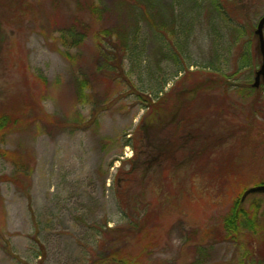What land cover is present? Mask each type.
<instances>
[{"label": "rangeland", "instance_id": "374dc122", "mask_svg": "<svg viewBox=\"0 0 264 264\" xmlns=\"http://www.w3.org/2000/svg\"><path fill=\"white\" fill-rule=\"evenodd\" d=\"M138 1L94 0L102 9L97 29L125 31L139 24L136 37L144 49L135 58L125 56L120 70L102 35L104 60L89 34L78 45L53 34L49 20L81 9L82 0H0V106L28 93L25 78L38 85L41 76L46 91L39 106L47 116L0 140V148L28 157L30 168L13 182H0V264H113L115 249L134 264H264V194L240 201L255 209L252 225L243 219L227 238L223 223L243 191L264 182V84L251 86L261 62L254 29L264 0H218L231 24L220 20L217 0H197L202 7L194 0ZM187 66L193 80L224 83L194 95L192 110L201 109L206 94L223 95L226 128L257 121L208 163L202 159L196 168L178 171L187 189L192 174L206 179L195 182L206 190L198 197L189 189L192 196L178 190L172 196L170 180L159 194L155 180L172 172L150 169L140 178L142 161L152 152L143 98L161 92L180 100L190 85L183 75ZM85 78L90 87L82 102L75 82ZM215 115L198 119H221ZM14 172L0 156V176Z\"/></svg>", "mask_w": 264, "mask_h": 264}, {"label": "trees", "instance_id": "16d2710c", "mask_svg": "<svg viewBox=\"0 0 264 264\" xmlns=\"http://www.w3.org/2000/svg\"><path fill=\"white\" fill-rule=\"evenodd\" d=\"M145 1L148 3L149 0ZM194 1L197 3L196 7H202L197 0ZM178 2L180 4V0L174 1V3ZM80 5L81 9L72 12L66 17L62 16L61 12H58L57 15L54 16L53 21L49 20V22H51V24L55 27L53 34L57 33L58 41H61L63 44L78 45L81 43L82 39L89 34L94 40H96L97 47H99L97 48L98 52L104 60L107 59V55L104 54L102 49L106 52V45L98 41V37L102 35L101 37L104 40L108 39L111 41L112 49L111 52H109V55L113 58V64L120 70L122 69V61L125 56L135 58L142 53V49L144 48H141L138 45V39L136 37L140 31L139 24L137 22L132 30L124 31V29L120 26L114 29H108L107 27H100V29H97L95 24L102 15V9H100L99 5L95 3L94 0H82ZM214 5V8L220 15V20L223 23L229 24L230 20L227 14L223 11L220 2H218V0L214 1ZM26 6L28 7H24L25 9L32 8L30 4H26ZM216 27L217 25H215L214 28ZM169 32L170 31H168V33ZM236 32L239 34L243 33L241 29H236ZM217 36H219L220 39L221 35L218 34ZM160 39L162 40L161 37ZM257 51L259 50L257 49ZM246 63L245 66L247 65ZM206 67L208 68L210 66ZM211 67L212 70L215 69L213 64H211ZM147 69L148 71L150 70L149 68ZM149 72L151 73V71ZM183 75L188 80L190 85L186 86L185 89L181 91L183 92L181 93L183 95L180 100L177 99L178 96H175L173 99L162 96L163 94L161 92H158L154 98H143L145 99L143 106L148 109L147 115H145V123H148L144 127L146 134L145 140L152 152L142 161L140 178H146L150 169L160 170L161 172H172L170 176L168 175L169 177L165 174V176H159L155 180L158 184H160L159 194L162 184L164 186L166 185L167 180H170L172 183L171 187L173 188L171 192L172 196L176 195L177 190L182 194L185 192L190 193V191H188L189 189L192 191L191 193L194 197H198L206 192L205 189L204 191L199 189L198 186L200 185H195V182L199 181L200 178L193 174L190 176V179L189 177H186V179H189V182L191 181L187 189V187L184 186L186 183L184 180L185 177L181 178L178 171L191 170V168L195 167V163L202 159H205V162L208 163L209 160L207 158L213 153L215 154L223 146L227 145L230 139L237 136L239 132L247 131L251 133L253 127L255 128V123L257 121L249 120L248 125L236 124V126L231 124L229 128H226L224 126L225 120L222 119L224 115L221 116L226 109V104L223 102L225 96L223 97V95V98H218L214 95L211 96L206 94L201 99V103L203 104L201 109L197 108L192 110L191 102L194 95L196 96V94L200 91L205 92L206 90H210L214 87L223 86L224 83H222V85H217L216 83L218 82L214 80H210L211 82L200 79L193 80L192 77L194 76V72L189 70L188 66L185 67ZM40 77L37 79L39 82V84H37L40 88L36 90L40 91L39 93H36L31 86L32 84H36L31 82L29 78H25L27 81L26 86L28 93L20 95L18 101L12 103L9 107L0 106V140L7 133L28 128L35 122L39 120L43 121L44 118L47 117L39 106V98L41 100V97L46 91V88L44 87L45 80ZM75 87L76 97L78 100L83 102L86 97V88L90 87V84H88L85 78L84 80L75 82ZM226 88L227 87L224 88V93L226 92ZM137 93H139L137 94L138 96L142 97V94L139 91ZM171 107L175 109H171ZM210 111L215 112V116H219L221 119L215 120L211 117L212 120L209 119V122L198 119L200 114H206ZM166 113H169L168 116L165 115ZM49 118L51 117L49 116ZM248 134L249 133H247V135ZM0 156L12 162L14 164L15 171L11 177L4 178L3 176H0V182L4 180H10L13 182L18 177H22L23 175L30 173V168L28 166L29 158L27 156V159H25L22 154L17 155L13 152L10 153V151L2 148H0ZM12 177L14 179H12ZM201 179L199 183L202 184ZM186 193L184 195H186ZM191 193L190 196H192ZM162 196L164 199L167 197L169 198L167 191L163 192ZM240 196L233 202L228 215L224 218L223 223L227 230V238H229L231 234H235L239 231L238 229L239 226H241L243 219L246 218L248 222L247 224L250 226L254 222L253 218H256L255 209L246 210L242 207L240 203ZM248 214H250V216H248ZM120 252L121 251L119 249H115L111 253L110 259L113 264L135 263L127 262L125 258L120 256ZM36 256H40V254H37Z\"/></svg>", "mask_w": 264, "mask_h": 264}, {"label": "water", "instance_id": "95a60500", "mask_svg": "<svg viewBox=\"0 0 264 264\" xmlns=\"http://www.w3.org/2000/svg\"><path fill=\"white\" fill-rule=\"evenodd\" d=\"M264 14L258 20L256 27L254 29V35L257 37V47L261 56V62L259 68L255 71L254 81L252 83L253 87H258L260 80L264 83ZM252 193H262L264 194V183L250 186L246 188L241 196V201L249 194Z\"/></svg>", "mask_w": 264, "mask_h": 264}, {"label": "flooded vegetation", "instance_id": "af4514ba", "mask_svg": "<svg viewBox=\"0 0 264 264\" xmlns=\"http://www.w3.org/2000/svg\"><path fill=\"white\" fill-rule=\"evenodd\" d=\"M260 84H264V83L260 80L259 85H260ZM258 87H259V86H258ZM258 87H256V88H258Z\"/></svg>", "mask_w": 264, "mask_h": 264}]
</instances>
